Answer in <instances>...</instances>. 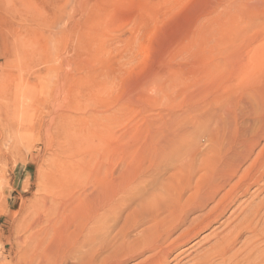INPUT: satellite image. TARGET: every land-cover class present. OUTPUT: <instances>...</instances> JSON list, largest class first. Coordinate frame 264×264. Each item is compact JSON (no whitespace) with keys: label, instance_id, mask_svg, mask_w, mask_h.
I'll use <instances>...</instances> for the list:
<instances>
[{"label":"rangeland","instance_id":"rangeland-1","mask_svg":"<svg viewBox=\"0 0 264 264\" xmlns=\"http://www.w3.org/2000/svg\"><path fill=\"white\" fill-rule=\"evenodd\" d=\"M247 105L264 117V0H0V264H22L21 220L57 159L100 207L111 193L101 237L133 239L144 197L160 192L181 154L199 146L214 158L217 140L228 146L264 124Z\"/></svg>","mask_w":264,"mask_h":264},{"label":"bare ground","instance_id":"bare-ground-1","mask_svg":"<svg viewBox=\"0 0 264 264\" xmlns=\"http://www.w3.org/2000/svg\"><path fill=\"white\" fill-rule=\"evenodd\" d=\"M246 111L249 117H259L260 123L264 120L263 107L247 105ZM263 139L264 124L247 139L233 140L228 146L229 142L219 144L217 140L211 149L218 152L214 158L208 156L210 148L199 146L190 154H181L160 192L144 197L147 211L139 212L138 220L127 232L137 231L135 237L127 240L120 236L101 237L105 229L101 228V215L113 211L111 193L103 197L101 208L102 201L97 199L96 192H90L89 183L69 172L77 181L73 183L68 168L65 169L66 161L58 157L55 168H44L39 194L33 204L27 205L29 210L21 220L17 234L20 263L125 264L138 259L135 264H264V196L260 197L264 188V146L242 169ZM104 172L108 188L113 182V168L107 165ZM95 176L92 174L91 178ZM255 185L258 188L251 192ZM248 194L251 200L238 204L222 222L223 229L212 231L192 246L199 249L192 257L186 253L187 248L183 247L192 237ZM214 201L212 209L205 211ZM196 211L204 212L190 218ZM244 233L249 235L238 246Z\"/></svg>","mask_w":264,"mask_h":264}]
</instances>
